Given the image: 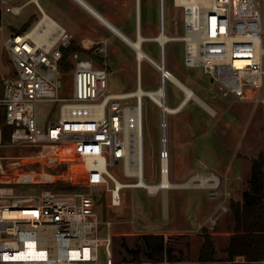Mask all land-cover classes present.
I'll return each instance as SVG.
<instances>
[{"label":"built area","instance_id":"2783aa9c","mask_svg":"<svg viewBox=\"0 0 264 264\" xmlns=\"http://www.w3.org/2000/svg\"><path fill=\"white\" fill-rule=\"evenodd\" d=\"M179 5L184 63L203 66L223 95L234 94L254 107H264V0H210L208 4L181 0ZM0 11L16 13L19 8L0 0ZM4 24L2 18L0 28ZM73 39L74 33L48 14L40 15L28 29H9L3 38L12 66L0 73V149L14 145L27 151H0V264H98L104 247L111 259L112 220L103 218L100 194L108 197L109 191L110 203L117 205L122 201L121 189L127 186L118 187L110 165L122 159L125 174L147 180L144 104L146 96L155 99L129 90L109 91L107 65L79 51L71 56L72 70H63L62 46ZM98 47L107 51L104 41ZM163 51L161 45L160 60ZM166 75L160 71L157 88L164 81L166 87L170 79ZM157 95L168 104L167 87L163 96ZM43 100L59 104L60 111L45 125L40 124L37 108ZM155 102L163 113L162 181L165 171L170 178L167 114L174 111ZM211 179L218 201L215 210L198 223L200 228L214 227L231 205L228 176L216 174ZM69 181L82 187L57 185ZM202 182L200 175L196 183L205 185ZM140 186L150 193L161 191L165 203L174 185L166 190L158 185L154 191ZM17 209L34 212L14 213Z\"/></svg>","mask_w":264,"mask_h":264},{"label":"rangeland","instance_id":"374dc122","mask_svg":"<svg viewBox=\"0 0 264 264\" xmlns=\"http://www.w3.org/2000/svg\"><path fill=\"white\" fill-rule=\"evenodd\" d=\"M167 14V28L172 34L183 33L182 7L174 3V0H165ZM161 0H157L160 6ZM143 14L146 23L158 21L159 10L152 3V0H144ZM5 21L4 28H0V73L7 72L12 66L10 57L4 46V35L13 26H20L23 23V15H15L9 11L1 13V19ZM13 24V25H12ZM117 41V40H116ZM113 47V42L110 48ZM153 57L160 59L161 49L157 41H146L144 44ZM131 51V50H130ZM166 63L185 83L190 85L204 100L215 108L212 113L209 109L201 106L199 102L192 99L183 110L170 112L168 117V134L170 157V178L172 175L173 154L182 150V142L189 136L187 148L191 151L193 158L197 154L205 164H201L205 171H213L223 178L224 174L214 170L228 172V184L232 189V198L238 199L243 196L244 190L255 193L254 182L251 177V159L264 149V107L254 103L238 99L234 94L223 95L221 90L212 81L211 74L206 72L203 66H187L184 63V42L183 40H170L166 46ZM132 53H136L132 50ZM107 61V62H106ZM101 63H109V91H122L135 88L138 74L137 60L127 64L128 70L121 67V52L111 51L100 59ZM143 86L145 88H157L161 83L160 70L148 59L141 62ZM72 74V73H71ZM185 96L184 90L172 79L167 81V103L170 106L177 105ZM133 102L134 99H127ZM38 114L40 124L45 125L48 120L58 118L59 104L54 101H39ZM188 112L189 119L185 118ZM162 108L149 96L145 97L144 104V149H145V177L149 181L160 179V147L162 146ZM189 128V133L185 129ZM184 130V133H183ZM1 152L17 154L27 151V148H20L14 145L0 149ZM47 166V165H46ZM65 163H61L64 168ZM215 166V167H214ZM110 168L123 180H136L134 174L123 172L122 159L110 165ZM179 178V177H178ZM196 182L197 179H194ZM209 181H213L210 179ZM112 185V182L110 183ZM63 189L82 187L80 182H60L57 184ZM176 188L171 187L168 191L167 209L163 202L162 193H150L143 186L123 187L122 201L111 204L109 201L110 192L107 191V218L112 220L111 232V259L105 247L100 248L98 264H125L132 263L134 252L126 247L138 248L142 246L144 233H164L166 245L172 247L173 252L183 259L176 261L189 264L198 263V254L203 242V234L210 233L215 243V256L217 258L227 255V245L230 240L233 220L231 210L221 213L217 224L214 227L205 226L200 228L198 223L205 220L208 214L215 210L218 197L214 194L212 185H202L201 188ZM186 191L199 195L200 202L193 206L185 215L174 213L173 201L177 203L189 197L193 202L196 198L191 193L180 194ZM103 192L100 194V198ZM180 194V195H178ZM101 207L102 203L100 201ZM184 204V203H183ZM174 229H162L165 226H174ZM144 264H170L165 255L162 260L150 259L143 251L141 252ZM218 259L212 264H221Z\"/></svg>","mask_w":264,"mask_h":264},{"label":"crops","instance_id":"0c3cea01","mask_svg":"<svg viewBox=\"0 0 264 264\" xmlns=\"http://www.w3.org/2000/svg\"><path fill=\"white\" fill-rule=\"evenodd\" d=\"M143 2L144 0H7V3L14 5L19 8L18 12H11L15 15H23V23L20 26H13L12 29L24 30L35 23L37 18L42 14H48L53 17L68 30L74 33V39L88 48H93L98 54L106 56L108 52L114 54L121 52V67L128 70L127 64L134 58L137 60V69L139 59L137 58V51L132 45L133 39H138L140 35H143L142 45L146 41L155 40L160 45L159 40L153 39L152 37L162 31V6L157 3V0H152V3L159 10L158 21L146 23L143 14ZM166 2V1H165ZM167 7V4H166ZM13 25V24H12ZM166 31L171 33L167 28V14L165 21ZM117 40V41H116ZM180 40V39H172ZM106 44L107 51L103 52L99 50V45ZM113 42V47L110 48V44ZM169 42V41H168ZM166 43V46L168 44ZM145 49V47H144ZM131 50V51H130ZM135 51V54L132 53ZM147 53L153 57V55L147 50ZM166 51V47H165ZM167 54V52H166ZM89 56V55H88ZM147 58V57H146ZM145 58V59H146ZM155 58V57H153ZM156 59V58H155ZM161 59V57H160ZM157 59V60H160ZM167 59V57H166ZM144 59L142 60V62ZM107 62V61H106ZM96 63H99L96 61ZM107 63V67H108ZM109 69V67H108ZM110 71V69H109ZM138 71L136 81L137 85L142 84L143 79ZM135 87V88H136ZM167 87V84H166ZM134 89V88H131ZM194 98L185 100L184 97L177 104L179 110H183L184 106ZM195 100V99H194ZM198 102V101H197ZM201 106V103H199ZM175 105V106H177ZM205 107V106H204ZM188 112L184 115L185 118L189 119ZM184 134L189 133V128L185 129ZM189 136H186L182 142V150L178 153L173 154L172 161V175L175 179H170L178 185H174L176 188H201V184L196 183L194 179H198L201 173H205V168L200 166V163L205 164L204 160H201L197 154L196 158H193L191 151L186 147L189 143ZM206 165V164H205ZM215 167V166H214ZM216 172L226 174L228 176L227 169L223 172L215 167ZM171 175V174H170ZM179 177V178H178ZM194 178V179H192ZM192 179L193 182L190 184H181L184 181ZM192 194L195 196V200L192 202L189 197L182 201V204L177 203V198L174 199L173 207L174 213L185 215L188 210H191L193 206H197L200 202V197L197 194L186 191L180 193L184 195ZM178 194V195H180ZM243 197V196H242ZM240 197V198H242ZM168 201V199H167ZM184 203V204H183ZM174 226L161 227L162 229H174Z\"/></svg>","mask_w":264,"mask_h":264},{"label":"trees","instance_id":"16d2710c","mask_svg":"<svg viewBox=\"0 0 264 264\" xmlns=\"http://www.w3.org/2000/svg\"><path fill=\"white\" fill-rule=\"evenodd\" d=\"M1 16V11H0ZM27 27L26 29H28ZM63 55L61 66L66 72L73 68L71 56L74 51L92 57L95 61L104 59L93 48H88L73 39L68 45L62 46ZM100 64H106L101 63ZM107 65V64H106ZM8 126L5 127V138H8ZM251 177L255 193L244 190L242 198L231 199V218L233 220L231 236L226 247L227 255L217 258L215 256V243L210 233L203 234V242L199 249L197 264H212L214 260H219L221 264H264V149L251 159ZM128 250L134 252L132 263L144 264L141 252L150 259L162 260L165 255L171 261L170 264H177L176 261L183 259L173 252L172 247L166 245L164 233H144L141 247ZM178 264H189L179 262Z\"/></svg>","mask_w":264,"mask_h":264},{"label":"bare ground","instance_id":"6f19581e","mask_svg":"<svg viewBox=\"0 0 264 264\" xmlns=\"http://www.w3.org/2000/svg\"><path fill=\"white\" fill-rule=\"evenodd\" d=\"M201 1L203 3L208 4L210 0H198ZM181 0H174L175 4H180ZM161 6H162V31H160L159 33L155 34L152 38L153 39H157L160 41V43H162L163 45V57L162 60H157L155 58H153L151 55H149L147 53V51L144 49L143 45H142V40L144 39L143 35H140L138 39H133L131 41L132 45L135 47L136 51H137V58L139 59V64H138V71L141 72V62L143 59H148L150 62H152L161 72L163 73H167V77H169L170 79H172L178 86H180L185 93L184 99H190V98H194L196 101H198L199 103H201L202 105H204L207 109H209L212 113H214L215 108H213V106L211 104H209L206 100H204L190 85H188L187 83H185L174 71H172L166 63V51H165V47H166V43L172 39H182L181 34H172L166 31L165 28V21H166V5H165V0H161ZM165 81L162 83L160 88H145L143 86V84H140L139 86H137L134 89H130V94H139V95H143V94H149L151 95L155 101H157L158 103H161L163 106L166 105L167 106V110L170 111H177L179 109V106H170L168 104H166L164 102V98L160 97L158 94H161L162 96L165 94ZM133 169L134 171L139 172V168H134V167H129V170ZM203 177V182L202 184H207V185H212L213 182L209 181L211 178H213L214 176L216 177V173L213 171H206L205 173H201L200 174ZM116 179H117V185L118 187L121 185H125L127 187L129 186H140V185H147L149 187V191H154V189H156V187L158 185H162L165 187V190L167 188L168 185H178V183H174V181L170 180L168 173L165 171L164 173V178L159 181H149V180H145L143 178L140 179H136V180H123L121 179L119 176L116 175ZM194 179V178H192ZM187 180L184 181L183 185L185 184H190L193 182V180ZM116 192V198H118V194H119V190L116 188L115 190ZM165 209H167V195L165 198ZM33 210H29V209H17L16 211H14V213H19V214H30L33 213Z\"/></svg>","mask_w":264,"mask_h":264},{"label":"water","instance_id":"95a60500","mask_svg":"<svg viewBox=\"0 0 264 264\" xmlns=\"http://www.w3.org/2000/svg\"><path fill=\"white\" fill-rule=\"evenodd\" d=\"M0 93H2V84L0 85ZM100 201L102 203L103 218L105 219L107 217V204H106V196H105L104 192H103V194H102V196L100 198Z\"/></svg>","mask_w":264,"mask_h":264}]
</instances>
